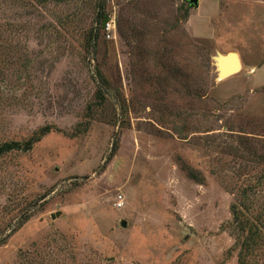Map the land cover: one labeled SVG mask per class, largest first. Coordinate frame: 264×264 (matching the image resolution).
I'll return each mask as SVG.
<instances>
[{"label":"rangeland","instance_id":"374dc122","mask_svg":"<svg viewBox=\"0 0 264 264\" xmlns=\"http://www.w3.org/2000/svg\"><path fill=\"white\" fill-rule=\"evenodd\" d=\"M0 149V264H264V0H0Z\"/></svg>","mask_w":264,"mask_h":264},{"label":"water","instance_id":"95a60500","mask_svg":"<svg viewBox=\"0 0 264 264\" xmlns=\"http://www.w3.org/2000/svg\"><path fill=\"white\" fill-rule=\"evenodd\" d=\"M191 6L199 7L200 0H186ZM230 58L233 60V63L229 64ZM217 66L220 77H230L234 74H237L242 69V61L238 53L229 52L226 55L220 54L217 58ZM122 226L126 227L127 223L122 222Z\"/></svg>","mask_w":264,"mask_h":264},{"label":"trees","instance_id":"16d2710c","mask_svg":"<svg viewBox=\"0 0 264 264\" xmlns=\"http://www.w3.org/2000/svg\"><path fill=\"white\" fill-rule=\"evenodd\" d=\"M108 22V18L107 17H105V18H103V27L106 25V23ZM9 148H11L9 145H7V146H5L4 148H3V150H5V149H9ZM3 150L2 149H0V152H3ZM115 151V150H114ZM233 215H234V219H235V221H238V220H240V212H239V209L237 208V204H235V205H233ZM246 225H249V221H246V220H244V221H241V226H246ZM249 249H250V247H249ZM243 264H244V262H243Z\"/></svg>","mask_w":264,"mask_h":264},{"label":"built area","instance_id":"2783aa9c","mask_svg":"<svg viewBox=\"0 0 264 264\" xmlns=\"http://www.w3.org/2000/svg\"><path fill=\"white\" fill-rule=\"evenodd\" d=\"M113 27V21H111L110 23H107V30H110ZM119 206L123 205V201H122V197L119 198Z\"/></svg>","mask_w":264,"mask_h":264},{"label":"bare ground","instance_id":"6f19581e","mask_svg":"<svg viewBox=\"0 0 264 264\" xmlns=\"http://www.w3.org/2000/svg\"><path fill=\"white\" fill-rule=\"evenodd\" d=\"M230 63H233V60H232L231 58H230V60H229V64H230ZM241 70H242V69H241ZM234 75H235V74H234ZM232 76H233V75H232ZM230 77H231V76H230ZM227 78H228V77H227ZM218 79H220V81H221V80L226 79V77H220V76H219Z\"/></svg>","mask_w":264,"mask_h":264},{"label":"crops","instance_id":"0c3cea01","mask_svg":"<svg viewBox=\"0 0 264 264\" xmlns=\"http://www.w3.org/2000/svg\"><path fill=\"white\" fill-rule=\"evenodd\" d=\"M241 61H242V60H241ZM242 67H243V63H242ZM250 69H251V70H255L256 68L251 67ZM251 70H250V71H251ZM253 73L256 74V73H257V69H256Z\"/></svg>","mask_w":264,"mask_h":264}]
</instances>
